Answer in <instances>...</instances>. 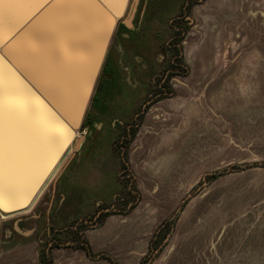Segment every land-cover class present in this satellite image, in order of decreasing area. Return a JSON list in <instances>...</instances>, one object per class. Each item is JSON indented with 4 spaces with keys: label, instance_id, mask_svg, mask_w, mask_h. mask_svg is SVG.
Wrapping results in <instances>:
<instances>
[{
    "label": "rangeland",
    "instance_id": "obj_1",
    "mask_svg": "<svg viewBox=\"0 0 264 264\" xmlns=\"http://www.w3.org/2000/svg\"><path fill=\"white\" fill-rule=\"evenodd\" d=\"M132 23L155 57L148 88L159 86L174 40L180 73L145 105L142 92L126 93L96 128L82 124L79 146L70 145L33 207L0 213V251L21 243L15 232L6 238L19 220L31 229L23 240L52 264V250L86 251L71 241L77 229L90 258L121 264L92 251L86 232L141 211V264H264V0H138ZM165 135L177 140L155 155Z\"/></svg>",
    "mask_w": 264,
    "mask_h": 264
},
{
    "label": "water",
    "instance_id": "obj_2",
    "mask_svg": "<svg viewBox=\"0 0 264 264\" xmlns=\"http://www.w3.org/2000/svg\"><path fill=\"white\" fill-rule=\"evenodd\" d=\"M137 3L0 4V213L32 208L70 145L79 146L111 41L120 23L133 27Z\"/></svg>",
    "mask_w": 264,
    "mask_h": 264
},
{
    "label": "crops",
    "instance_id": "obj_3",
    "mask_svg": "<svg viewBox=\"0 0 264 264\" xmlns=\"http://www.w3.org/2000/svg\"><path fill=\"white\" fill-rule=\"evenodd\" d=\"M220 45V43H219ZM221 46V45H220ZM219 46V47H220ZM204 53V54H203ZM206 52L199 51V59L204 58ZM209 74V73H208ZM199 80L204 78L206 75L204 71L198 72ZM200 85V83H199ZM183 104L187 103L186 100L181 99ZM189 101V100H187ZM200 100H197L199 103ZM195 104V103H194ZM184 106V105H183ZM187 108L186 113L189 112V119L196 117V111L194 108ZM197 106V105H196ZM199 107V106H197ZM177 113V109L174 110ZM181 114H176V122L184 121V107L183 110L180 111ZM173 115V114H172ZM182 116V117H181ZM181 117V119H180ZM167 124V123H166ZM168 125V124H167ZM167 134V133H165ZM166 136V135H165ZM177 136V135H176ZM168 135L166 137H161L158 143V149H154V154H159L163 151H168L170 145L176 142L177 137H173ZM198 149L199 147L196 146ZM153 151V149H151ZM169 196V195H167ZM141 211L136 214L127 215L123 217H111L105 220L102 226L98 227L95 230L86 232L87 241L90 242L89 246H91L92 251H106L113 254L117 260L121 259V264H138L141 260V253L139 252V248L136 247V243L140 241L141 236V226H142V215H140ZM149 216H145V218H150ZM8 218V216H7ZM2 218V219H7ZM1 220V219H0ZM19 220L15 222L12 230H7L6 238H11V233L15 232L19 236L20 239L28 237L31 234V229H23L19 228ZM200 237V236H199ZM203 237V236H202ZM21 243H16L11 246H6V248L0 251V264H38V253L37 246L29 241H22ZM173 250V249H172ZM53 256V264H110L108 260L97 259L96 261L89 256L85 252L78 250H69L62 251L59 250L57 253L55 250H52ZM128 258V259H127Z\"/></svg>",
    "mask_w": 264,
    "mask_h": 264
},
{
    "label": "flooded vegetation",
    "instance_id": "obj_4",
    "mask_svg": "<svg viewBox=\"0 0 264 264\" xmlns=\"http://www.w3.org/2000/svg\"><path fill=\"white\" fill-rule=\"evenodd\" d=\"M120 24L121 26L117 28L109 46V50L105 59V68L100 79L99 98L101 96L103 99L100 101L102 106L101 108H93L89 116L88 125H92L93 128H96L102 116H106L108 113H110L112 102H115L116 99L121 95L123 96L126 93L142 92L143 97L146 99L143 104L145 105L158 96V94H161L171 73H180L178 68H180L181 52L177 46V42L174 40L167 47L170 49V51L168 52L165 50V52L171 56L172 61L166 64L165 68H163V71L160 74L161 79L159 86L156 88L154 87V89L148 88V84L151 85L152 83L151 78H148V76L151 77L152 75H157L158 73L156 66L154 65L155 57L152 53V47L151 45L146 46L151 48L148 50L146 55V52H143L141 49L142 47L139 46V42L141 41L140 39L143 38L141 24H133V28L131 29L122 23ZM119 28L126 30L127 33L119 35V38H116V33ZM175 36L176 35L174 34L171 38H174ZM116 40L118 46L116 47L118 50L116 53L118 54V58H115L113 55L110 57L111 48L113 47V44L116 42ZM124 42H128L130 47L126 48L124 46ZM114 59H117V61ZM147 97L149 98L147 99ZM77 235H80V233L77 232ZM71 241L80 244L84 243L82 238L79 236L71 238ZM85 253L87 256H90L87 251H85ZM141 262L142 260L139 261V264H141ZM113 264L115 263L113 262Z\"/></svg>",
    "mask_w": 264,
    "mask_h": 264
},
{
    "label": "trees",
    "instance_id": "obj_5",
    "mask_svg": "<svg viewBox=\"0 0 264 264\" xmlns=\"http://www.w3.org/2000/svg\"><path fill=\"white\" fill-rule=\"evenodd\" d=\"M119 26H121V24H119L118 27ZM104 68H105V62L103 64L101 74L99 76V80H98L97 86L95 88V92L93 94V97H92V100L90 103L91 108H101V106H102L100 99H99V91H100V79H101L102 73L104 71ZM89 116H90V114L86 113L84 121H83V126H86V124L89 123ZM77 232H78L77 230L74 232L75 236H78ZM80 247L84 248L89 255L91 254L90 250L88 251V248H86L83 244H80ZM38 261H39L38 264H52V258L50 256V254L48 255V253H45V255H43V256L39 255Z\"/></svg>",
    "mask_w": 264,
    "mask_h": 264
},
{
    "label": "snow or ice",
    "instance_id": "obj_6",
    "mask_svg": "<svg viewBox=\"0 0 264 264\" xmlns=\"http://www.w3.org/2000/svg\"><path fill=\"white\" fill-rule=\"evenodd\" d=\"M4 3V0H0V4H3Z\"/></svg>",
    "mask_w": 264,
    "mask_h": 264
},
{
    "label": "bare ground",
    "instance_id": "obj_7",
    "mask_svg": "<svg viewBox=\"0 0 264 264\" xmlns=\"http://www.w3.org/2000/svg\"><path fill=\"white\" fill-rule=\"evenodd\" d=\"M50 180V179H49ZM25 210V209H24Z\"/></svg>",
    "mask_w": 264,
    "mask_h": 264
}]
</instances>
